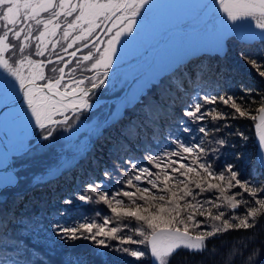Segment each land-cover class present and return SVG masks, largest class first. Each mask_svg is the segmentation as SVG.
<instances>
[{
  "label": "snow or ice",
  "instance_id": "1",
  "mask_svg": "<svg viewBox=\"0 0 264 264\" xmlns=\"http://www.w3.org/2000/svg\"><path fill=\"white\" fill-rule=\"evenodd\" d=\"M153 6V0H0V100L11 120V127H6L0 135V191L19 186L21 177L15 167L17 159L49 150L58 130L78 132L75 125L83 122L81 117L90 119L84 114L93 108L92 97L96 90L104 88L108 81L117 46L122 38L132 36L138 23L143 29ZM198 8L205 23L195 42L212 47L220 55L224 52L225 41L230 36H238L244 42L240 59L264 78V0H204ZM250 42L257 43L259 48L249 50L253 47ZM123 43L127 45L129 40ZM168 69L165 75L148 80L134 78L128 85L130 92L125 93L121 104L114 111L110 110L102 122L98 121L96 132L99 139L104 130L120 123L125 110L131 111L127 123L121 125L116 136L111 138L115 143L109 151H119L132 139L130 133L155 123L161 111L169 108L174 111L176 97L187 95L191 90L190 100L184 102L178 121L189 137L184 140L176 138L162 154L150 155L147 163L157 171L142 167L135 157L121 159L122 165L128 164L136 173H129L126 181L127 186L136 191L117 192L110 199L108 192L99 191L105 187L103 179L99 184L87 185V191L107 204L117 218L137 222L138 226L131 230L139 238L131 235L117 237L119 227L105 230L110 222L105 216L100 224H50L60 240L65 243L90 240L98 248L125 253L136 261L170 264L172 256L181 248L202 254L208 239L227 231L255 228L258 219L264 217V186H257L255 179L247 178L250 173L241 172L235 164L218 166L217 158L209 152L203 138L194 135L198 132L207 136L211 129L203 124L197 129L191 127L192 123L203 122L209 117L212 121L251 118L256 122L258 136L255 165L264 170V94L260 96L259 107L253 111L251 104L255 102L256 91L253 88L244 89L248 95L239 98L235 94L219 93L201 96L193 85L206 80L212 73L211 66L203 65L202 61L172 60ZM217 102L233 111L227 113L216 107L205 108V105ZM214 130L220 131V127ZM235 135L248 139L240 131ZM215 143L223 147L227 141L220 138ZM218 151V148L211 150ZM189 157L192 163H184ZM192 164H197L199 171ZM19 167L23 168V165ZM59 171L60 166H50L33 177L32 185L46 183L45 176L52 177ZM110 175L105 171V178ZM145 177L150 187L134 183ZM189 185H194L199 192H194ZM235 188L239 191L228 194ZM212 190L219 195L203 203L196 200L197 195ZM118 196L127 198L131 204L125 206ZM188 197L191 200L186 199ZM76 199L87 203L92 196L79 193ZM64 203L71 205L73 200L67 199ZM205 204L215 208L216 213L206 209ZM184 212L187 213L186 219L182 218ZM197 213L204 219L197 220ZM12 215V221L0 215V227L6 229L9 222L15 223V214ZM190 226L199 229V233L192 235ZM23 231L39 232L40 224H25ZM106 239H119L120 245L138 247H114L106 243ZM15 250L19 254V248ZM95 254L104 255L98 250ZM239 254L243 255V250ZM260 255V249L252 251L245 258V264H256ZM235 258L236 252L233 251L229 259L234 262ZM0 264H21V261L0 258ZM25 264L36 262L26 260ZM76 264H86V261L77 257Z\"/></svg>",
  "mask_w": 264,
  "mask_h": 264
},
{
  "label": "trees",
  "instance_id": "2",
  "mask_svg": "<svg viewBox=\"0 0 264 264\" xmlns=\"http://www.w3.org/2000/svg\"><path fill=\"white\" fill-rule=\"evenodd\" d=\"M243 43L232 36L228 39V47L224 55H213L207 52L194 58L188 57L186 61H182H202L203 65L211 66L212 73L209 78L198 81L197 84L193 85V87L199 89L201 96L205 93L210 95L219 93L221 95L235 94L239 98L241 95H248L244 89H255V102L251 104V108L254 111L259 107L260 96L264 94V78L259 77L256 69L240 59L239 53ZM250 43H252L253 47L249 50L259 48L257 43ZM120 92L118 91L114 95L118 96ZM191 95V90H189L187 95L177 96L174 111L172 108L161 111L159 113L160 118L155 123H149L147 128L140 127L137 132L130 133L132 139L119 151H109L113 143H115L111 138L116 136L117 129L121 125L127 123L132 116L131 111L125 110V115L119 124L115 125L114 128L104 130L103 135L99 139L95 136L92 143L84 150V153L80 154L78 147L82 141H85L84 137L86 136L85 134L82 135L80 137L82 140L75 147L76 151L75 149L73 150L76 154L64 165L60 166V171L56 175L52 177L45 176L46 183L28 186L25 183L24 176L30 174V171H34V174L40 173L41 167H47L48 164L31 166L29 170L20 168L21 180L19 186L5 190L0 194V198L4 197L2 200L0 199V215H4L9 221H12V214H15L14 218L16 220L15 223L9 222L6 229L0 227V258L19 259L21 264H25L26 260L36 262V264H39L40 261L43 264H68L69 261L72 264H76L77 257L80 260H85L86 264H149V261H136L135 258L125 253L116 252L112 249L98 248L90 240L80 239L65 243L55 236L49 226L56 222L61 225H73L82 222L100 224L103 223L104 217L107 216L110 218V222L105 230L119 227L120 231L117 233V237L131 235L133 238L138 239L139 237L135 236L131 230L133 227L138 226L137 222L117 218L110 211L107 204L99 201V198L94 193L87 191V185L89 183L99 184L100 180L103 179L105 187H101L99 191L108 192L110 199L111 195L117 192L136 191L135 188L128 187L126 184L129 173L131 175L136 173L132 172L128 164L122 165L121 159L127 160L128 157H135L138 162H141L142 167H149L152 171H157L154 166L147 163L150 155L162 154L167 150L166 146L176 138L184 140L189 137L188 133L183 132V126L178 121L182 116V106L185 101L190 100ZM105 104L98 107L93 116H95V113H98L97 116H99L104 111L106 112ZM212 107L219 108L227 113L233 111L230 107L219 102L215 105H205L206 109ZM107 115L106 113L104 118ZM184 119L188 120L187 117H184ZM255 123L249 117L216 121H212L209 117L203 122L192 123L191 127L197 129L203 124L211 129L207 136L198 132H195L194 135L203 138L202 142L205 143L209 152L217 158L216 164L218 166L222 167L228 163L235 164L241 172L250 173V177L247 178L255 179L258 182L257 186H264V175H261L264 170L255 165L258 148ZM225 124L228 127H223ZM217 126L220 127V131L214 130ZM237 131L243 132L248 139L244 140L240 136L235 135ZM220 138H224L227 141L223 147L215 143ZM172 147H175V145L173 144ZM217 148L219 149L218 152H211L212 149ZM237 154H239V159H237ZM53 156L55 157L51 161L49 160L50 163L49 161L48 163H55L56 165L54 166H57L61 159V154L57 152ZM29 162H31L30 159L15 161V167ZM184 163L191 164L192 158L189 157ZM176 166L179 167V165ZM192 166L199 171L197 164H192ZM124 169H127V171ZM105 171L111 173L107 178L104 177ZM34 174H30V178ZM146 179L147 177L141 182L134 181V183H139L140 187H150V185L146 184ZM211 182L217 183L215 180ZM204 186L207 187V184ZM189 187L194 192H199V189H196L194 185H189ZM152 191L155 192L156 190ZM236 191H239V189H231L228 194ZM79 193L91 195L92 200L87 203L79 201L76 199ZM217 195L219 193L216 190H212L211 192L197 195L196 200L203 203L204 200L215 198ZM245 198H247V194H245ZM67 199H72L73 203L71 205L65 204L64 201ZM117 199H122L125 206L131 204L123 196H118ZM186 199L191 200V197ZM192 202L195 203V201ZM138 203L142 202L138 201ZM113 206H116L114 202ZM204 207L206 209L210 208L213 214L216 213V209L211 205L205 204ZM222 210L228 212L227 209ZM237 211L242 212V209ZM228 214L230 215L231 213ZM186 215V212L182 213V218L186 219ZM196 219L203 220L204 217L199 216L197 213ZM34 222H39V232L23 231L25 224ZM189 224L191 225V222ZM125 225H128V227H125ZM189 230L192 235H197L200 231L199 229L191 228V226ZM106 243L114 247H138L137 245H120L119 239H106ZM245 245L247 246L246 248ZM17 248H19V254L15 250ZM256 249L261 251L256 264H264V217L258 219V224L255 228L227 231L208 239L207 248L202 254L190 253L186 249L181 248L172 256L170 264H245V258ZM96 250L104 253V255H96ZM241 250H243V255L239 254ZM233 251L236 252L234 262L229 259V254Z\"/></svg>",
  "mask_w": 264,
  "mask_h": 264
},
{
  "label": "rangeland",
  "instance_id": "3",
  "mask_svg": "<svg viewBox=\"0 0 264 264\" xmlns=\"http://www.w3.org/2000/svg\"><path fill=\"white\" fill-rule=\"evenodd\" d=\"M203 2L204 0H153L154 6L148 14V19L145 21L143 29L141 30V25L138 23L132 36L122 38L121 44L117 46V53L113 58L112 69L129 64L140 58L150 46L156 45L157 42H159L165 30L177 26H195L199 24L203 19V16L198 5ZM139 19L140 18H138V20ZM203 27L204 26L195 32L175 33L171 35L167 43H165L163 47L153 55V57L146 59L134 67L118 70L111 74L104 88L98 89L92 97L94 103L101 102L104 99L111 100L105 104L106 112L104 111L99 116H97L98 113H95V116H93V113L98 110L93 107L84 114V116H88L90 119H84V117H81L83 122L75 125V127L79 129L78 132H74L73 130L65 132L63 129H60L54 134L56 135V139L50 145L49 150H46L43 153L33 152L31 156L20 158L16 161L30 159L31 162L22 164V169L27 170H29L31 166L35 167L48 164L47 167H41L40 173H43L50 166L56 165L55 163H49L51 159L55 157L53 155L59 152L61 154V159L58 162V166H62L76 154L75 147L82 140L80 137L85 134V141H82L78 147L80 154L84 153V150L92 143L93 138L96 136L98 121L102 122L105 119L104 115L106 113L109 114L110 110L114 111L116 107L121 104L125 97V93L130 92L128 85L130 82L134 81L135 76V78L139 77L142 80H148L154 76L165 75V72L169 70L168 63L172 60L186 61L188 57L194 58L207 52L217 55L212 47L200 46L195 42ZM234 37L240 40L238 36ZM228 39L225 41L224 52L220 55H224L226 52ZM124 40H129V43L125 45L123 43ZM78 55H80V53H78ZM66 58L68 59V57ZM50 67L51 66H49V68ZM48 74L51 73L49 72ZM118 91H121L120 94L118 96L114 95ZM1 107L2 106L0 105V110H2ZM74 149L75 151L73 152ZM16 170L19 172L20 167H16ZM30 172V174L35 173L34 171ZM40 173L34 174L31 178L29 176L30 174L24 176L25 183L28 186H33V177ZM2 198L4 197L2 196L0 199L2 200Z\"/></svg>",
  "mask_w": 264,
  "mask_h": 264
},
{
  "label": "water",
  "instance_id": "4",
  "mask_svg": "<svg viewBox=\"0 0 264 264\" xmlns=\"http://www.w3.org/2000/svg\"><path fill=\"white\" fill-rule=\"evenodd\" d=\"M204 19L201 20V22L195 26H177V27H172L169 28L167 30H165V32L163 33V36L161 37V39L159 40V42H157L156 45L150 46L142 55L140 58H138L137 60H134L132 62H130L129 64L123 65V66H119L116 68L111 69L109 76L113 73H115L118 70H123V69H127V68H131L134 67L138 64H140L141 62L145 61L146 59H149L151 57H153V55L159 51L163 45L165 43H167V41L169 40V38L171 37V35L175 34V33H188V32H195L198 31L202 26H204ZM136 77V76H135ZM134 77V78H135ZM97 91V90H96ZM111 101V100H102L101 102H96L94 103V108H97L98 106ZM4 112V111H3ZM11 125V120L8 117L6 121H4L3 123L0 124V135H2L5 131L6 127H10ZM3 191H0V194Z\"/></svg>",
  "mask_w": 264,
  "mask_h": 264
},
{
  "label": "bare ground",
  "instance_id": "5",
  "mask_svg": "<svg viewBox=\"0 0 264 264\" xmlns=\"http://www.w3.org/2000/svg\"><path fill=\"white\" fill-rule=\"evenodd\" d=\"M2 107V110H0V124L3 123L4 121L7 120L8 116L5 114V112L3 111H7V109H4V106H3V101L1 100V104H0ZM11 127V125H10ZM9 127V128H10Z\"/></svg>",
  "mask_w": 264,
  "mask_h": 264
}]
</instances>
